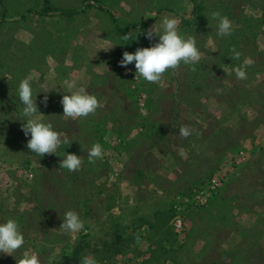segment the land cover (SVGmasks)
Here are the masks:
<instances>
[{
	"label": "rangeland",
	"instance_id": "1",
	"mask_svg": "<svg viewBox=\"0 0 264 264\" xmlns=\"http://www.w3.org/2000/svg\"><path fill=\"white\" fill-rule=\"evenodd\" d=\"M213 11L232 21L229 35ZM163 15L202 57L151 82L118 61L158 39L144 32ZM130 30L138 39L125 43ZM26 76L71 141L57 154L27 148L16 94ZM73 82L98 98L87 116L62 114ZM97 141L103 155L89 161ZM65 151L81 154L79 169L60 168ZM67 208L84 221L74 234L59 227ZM9 215L25 237L15 255L34 250L42 264H264V0H0V220Z\"/></svg>",
	"mask_w": 264,
	"mask_h": 264
},
{
	"label": "clouds",
	"instance_id": "2",
	"mask_svg": "<svg viewBox=\"0 0 264 264\" xmlns=\"http://www.w3.org/2000/svg\"><path fill=\"white\" fill-rule=\"evenodd\" d=\"M211 15L217 18V33L221 36L229 35L232 28V21L218 11H213ZM144 35L151 41L155 36L158 39L148 46H138L134 51L124 50L118 61L121 66L127 67L134 64L135 75L155 82L161 79L162 74L168 68H173L181 62L185 64L194 63L201 59L202 51L197 46L196 37L191 34H185L180 31L179 22L174 15H163L159 24H154L144 32ZM122 39L131 42L138 39L137 32L129 31ZM101 47L105 50L111 48ZM99 48V49H101ZM235 57L240 53L234 52ZM233 71L240 79L246 77V71L242 67H234ZM35 77L26 76L22 78L18 85L16 94L22 105L23 123L21 128L24 135L28 137L27 148L32 153L40 157L47 153H56L62 144H70L68 135L57 129L53 122L44 119L36 103L38 91L34 90ZM43 103H47V96L42 98ZM60 103L62 105V114L65 117L77 118L87 116L94 112L99 101L97 96L89 92L86 87H76L74 82L68 85V90L64 92ZM190 130L187 127H181V135H189ZM87 158L94 161L103 155V146L101 143L93 142L87 149ZM62 159L59 161L60 168H66L69 171L77 170L82 165V156L76 152L65 151ZM66 233L74 234L84 228V221L79 212L73 208H67L62 216V222L59 225ZM25 242L24 233L20 228L18 219L9 215L0 220V254L13 255L16 264H42L41 256L38 252L29 249H23L19 255H15L17 249H20ZM79 264H99L95 256L84 255L79 258Z\"/></svg>",
	"mask_w": 264,
	"mask_h": 264
},
{
	"label": "built area",
	"instance_id": "3",
	"mask_svg": "<svg viewBox=\"0 0 264 264\" xmlns=\"http://www.w3.org/2000/svg\"><path fill=\"white\" fill-rule=\"evenodd\" d=\"M173 225L177 228H180L182 226L181 218L180 217H174Z\"/></svg>",
	"mask_w": 264,
	"mask_h": 264
},
{
	"label": "trees",
	"instance_id": "4",
	"mask_svg": "<svg viewBox=\"0 0 264 264\" xmlns=\"http://www.w3.org/2000/svg\"><path fill=\"white\" fill-rule=\"evenodd\" d=\"M75 261V264H79V261L76 259V260H74ZM78 261V262H77Z\"/></svg>",
	"mask_w": 264,
	"mask_h": 264
}]
</instances>
